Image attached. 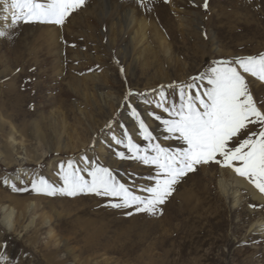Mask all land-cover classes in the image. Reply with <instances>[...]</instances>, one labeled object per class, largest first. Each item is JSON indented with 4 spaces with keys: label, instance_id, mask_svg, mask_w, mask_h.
<instances>
[{
    "label": "rangeland",
    "instance_id": "374dc122",
    "mask_svg": "<svg viewBox=\"0 0 264 264\" xmlns=\"http://www.w3.org/2000/svg\"><path fill=\"white\" fill-rule=\"evenodd\" d=\"M11 13L0 0V264H264V200L221 164L178 177L156 213L33 187L43 179L62 188L72 169L91 182L96 166L147 196L158 175L142 159L156 155L151 145L186 147L164 123L194 94L186 85L220 62L264 53V0H85L60 25H13ZM238 70L264 111V82ZM221 179L236 193L227 197ZM5 204L22 213L18 231L3 225Z\"/></svg>",
    "mask_w": 264,
    "mask_h": 264
},
{
    "label": "snow or ice",
    "instance_id": "6c2138e0",
    "mask_svg": "<svg viewBox=\"0 0 264 264\" xmlns=\"http://www.w3.org/2000/svg\"><path fill=\"white\" fill-rule=\"evenodd\" d=\"M84 2L85 0H10L8 5L6 0V6L12 9L13 25L20 21L60 25ZM0 35L3 33L0 32ZM220 63L222 66L209 70L210 75L202 74L193 78L192 84L186 85L188 89L195 90L194 94H187L178 109H171L173 119L164 121L168 126L167 130L177 133L186 147L170 152L160 145H151L156 155L142 158L145 164H153L158 168L155 185L144 189L147 196L136 195L124 184L118 183L107 168L93 166L89 172L92 178L89 182L79 174V169H72L71 161L68 168L72 170L63 175L64 187L55 189L41 179L39 187L33 182L35 190H47L49 193L59 191L69 196L91 192L118 198L119 202L111 204L113 207L143 205L136 206L134 211L156 213L159 210L157 205L163 204L171 195L172 185L178 177L195 170L197 165L215 162L232 168L237 175L244 177L264 193V111L254 100L245 75L238 70L239 67L243 73L264 82V53ZM205 79L210 87L198 90L199 85L195 81ZM164 111L168 112L169 109L164 108ZM156 118L160 119L159 116ZM137 119L141 134L151 138V133L138 114ZM256 125H259L258 132L249 130ZM242 135L244 138L241 139ZM116 142L121 143L120 140ZM129 148H135L130 139Z\"/></svg>",
    "mask_w": 264,
    "mask_h": 264
},
{
    "label": "bare ground",
    "instance_id": "6f19581e",
    "mask_svg": "<svg viewBox=\"0 0 264 264\" xmlns=\"http://www.w3.org/2000/svg\"><path fill=\"white\" fill-rule=\"evenodd\" d=\"M132 13H133V11L131 13H129L130 14L129 15V17H130L129 20L133 22L134 19L131 18ZM141 23H145L144 20H142ZM129 25H130V23H129ZM26 154L27 153L25 152V155ZM21 159L24 160L23 158H21ZM21 176H22V171H18L13 176H11L9 179L13 178V180H20ZM235 180L237 181V183L238 182L239 183H242L241 185H243V184L246 185V187L249 185V184H246L244 181H242L241 177H237L236 176L235 177ZM220 186H221L222 191L224 192V194L227 197L229 196V192L230 191H231V193H236L235 191H233V190L230 189L228 183L224 179H221L220 180ZM252 192H253L252 194L254 195V197H257V198H260L261 200H264V195L261 196L259 194V190L254 185H253V188H252ZM34 208L35 207H34V203L33 202L30 203L27 206V208H24V209H28L27 212L29 213V215H31V219H30V221L28 222L27 225L33 224L35 222L34 220L36 219V217L31 214V211ZM1 210H2V213H3L2 222H3V225L5 226V228L7 230H9V231H18V229H19L18 228V224H19V220H18V218H19L18 217V214L19 213L18 212H19V210L17 208H15L14 206H10V205H7V204L3 205V207L1 208ZM21 215H22V213L19 214V216H21ZM44 215L47 216V214H44ZM46 216L44 217V220H45L46 223H49L50 222V219H49L48 216L47 217ZM255 226L257 227V226H260V225L259 224H256Z\"/></svg>",
    "mask_w": 264,
    "mask_h": 264
}]
</instances>
